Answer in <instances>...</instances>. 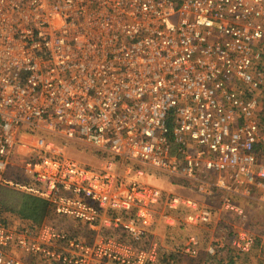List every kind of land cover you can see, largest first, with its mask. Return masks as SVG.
Returning a JSON list of instances; mask_svg holds the SVG:
<instances>
[{"label": "built area", "instance_id": "2783aa9c", "mask_svg": "<svg viewBox=\"0 0 264 264\" xmlns=\"http://www.w3.org/2000/svg\"><path fill=\"white\" fill-rule=\"evenodd\" d=\"M263 94L264 0H0V191L94 232L83 242L53 220L14 231L0 218V264H29L17 252L162 264L147 233L153 209L186 204L141 181L137 166L224 194L242 219L234 200L257 192L264 203ZM55 139L107 159L81 164ZM19 157L29 183L9 176ZM187 205L188 224L210 220ZM188 239L177 253L194 256Z\"/></svg>", "mask_w": 264, "mask_h": 264}, {"label": "rangeland", "instance_id": "374dc122", "mask_svg": "<svg viewBox=\"0 0 264 264\" xmlns=\"http://www.w3.org/2000/svg\"><path fill=\"white\" fill-rule=\"evenodd\" d=\"M262 98L264 99V94ZM55 142L63 153L87 166L100 167L107 159L79 142H65L61 139H55ZM26 160V157L14 160V166L9 170L10 178L24 182L22 165ZM137 167L144 173V176L140 178L141 181L170 194V199L178 198L180 204L182 202L186 204L169 209L167 202H164L153 209L154 221L147 233L149 240L157 245L162 264H230L231 262L233 264H264V203L261 202L259 193L256 192L257 194L255 193L251 200L246 198L234 200V203L243 210L244 217L241 219L225 209L224 194L216 193L215 196L202 194L197 190L199 185L188 182L178 175L168 176L146 166ZM188 202L199 210L208 211L210 220L202 224H188L187 218L192 214V211L188 209ZM0 214L14 231L29 228L20 227L21 220L18 222L16 215L12 212L2 211ZM167 216L170 217V226L165 221ZM53 218L51 215L46 223L53 220L52 224H55L60 232L70 234L83 242L94 237V234L90 236V233L94 232L87 226H58ZM111 234H113L111 230L103 231L106 237ZM191 237H195L199 243L196 255L177 253V248L184 246ZM247 240L251 241L249 247L246 244ZM244 248L248 250L242 251L241 249ZM16 257L29 264H50L39 256L27 255L23 252H17Z\"/></svg>", "mask_w": 264, "mask_h": 264}, {"label": "trees", "instance_id": "16d2710c", "mask_svg": "<svg viewBox=\"0 0 264 264\" xmlns=\"http://www.w3.org/2000/svg\"><path fill=\"white\" fill-rule=\"evenodd\" d=\"M259 122L261 126H264V113L260 115ZM102 156L104 155L102 154ZM29 182L30 181L25 178L24 183ZM2 211L14 213L19 220L32 229L41 227L52 215L51 207L45 201L33 196L8 190L7 188L0 194V212ZM230 264H233V262Z\"/></svg>", "mask_w": 264, "mask_h": 264}, {"label": "crops", "instance_id": "0c3cea01", "mask_svg": "<svg viewBox=\"0 0 264 264\" xmlns=\"http://www.w3.org/2000/svg\"><path fill=\"white\" fill-rule=\"evenodd\" d=\"M52 216L54 217L53 219L55 220V222L57 223L58 226H83L82 224H80V223H78V222H76L74 220L67 219V218L57 217L53 213H52ZM47 220L44 223H46ZM18 222H20L19 219H18ZM99 226H104V225L103 224H100ZM20 227H28V226L24 222L21 221ZM169 231H170V229H169ZM92 234L93 233H90V236Z\"/></svg>", "mask_w": 264, "mask_h": 264}]
</instances>
